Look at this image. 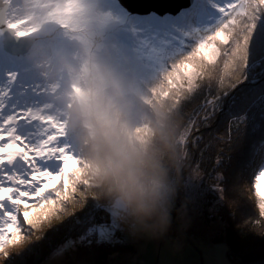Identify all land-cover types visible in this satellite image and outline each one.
Listing matches in <instances>:
<instances>
[{
    "label": "rangeland",
    "instance_id": "rangeland-1",
    "mask_svg": "<svg viewBox=\"0 0 264 264\" xmlns=\"http://www.w3.org/2000/svg\"><path fill=\"white\" fill-rule=\"evenodd\" d=\"M10 2L9 24L14 26L20 35H33L39 39L29 53L13 55L4 49L0 30V70L3 72L5 86L8 73L14 74L18 87L13 90V95L26 107L53 118L61 125L63 141L81 161L82 180L86 181L87 187L82 189L83 195L77 199L82 208H74L77 205L74 198L67 203L70 205L69 211H60L35 229L25 228L22 242L9 246L10 254L7 260L0 256V264H38L44 256L49 259L47 264H94L104 249H99L100 246L94 247L93 243L103 239L111 241L117 238L118 234L123 235L125 241L134 246L135 251L110 253L111 257L106 264H126L131 258L133 259L130 264H241L229 259L226 242H214L215 233L224 232L225 227V221L219 216L218 209L221 203L233 197L237 200L234 208L228 205L222 207L226 216L231 210L240 212L242 207L250 210L243 204L240 185L242 192L233 187L228 190L224 185L221 158L216 159L214 166L205 172L196 156L190 153L187 146L194 144L199 134L187 138V143L183 141L184 153L179 157V170L185 169V172L180 175L173 173L179 185L177 207L181 203L185 205L179 219L173 214L174 220H181L183 225L179 223L178 230L169 231L159 239H147L132 236L114 217L111 226L99 224L96 227L92 225V218H86L89 221L82 225L83 220L78 219L77 212H84L89 198L93 204L96 201L94 193L90 191L93 186L86 174V162L79 146L77 132L69 124L65 93L79 92L85 88L88 81H93L98 89H109L114 78L119 82L125 100L133 108L156 114L152 97L154 85L163 83L160 99H164V103L170 98L174 99V92L167 85L165 74L156 66L153 42L139 36L138 30L121 16L111 0ZM158 2L162 7L180 3L177 1L174 4V0ZM67 65L75 67L78 74L74 76ZM221 68L222 61L217 69ZM219 72L214 71L216 74ZM150 82L156 83L151 85ZM166 92H170L167 98ZM201 99L203 96L196 100L195 105H200ZM221 105L220 101L214 112L208 109L200 110L197 119L207 115L208 118L204 120H208L206 123L210 122L213 116L216 118L220 115L222 109L217 114L215 112ZM223 124H228L227 118ZM199 125L200 123L193 128V132L199 130ZM240 131L235 134L237 144L232 150V159L243 152L239 145L240 137L243 136ZM227 134V139H230L231 132ZM260 148L261 143L253 152L254 159L249 163V171L246 175L241 173L243 178L239 175L237 179L238 183H246L244 186L255 204L254 212L251 211L252 215L247 217L250 224H256L257 219V200L253 185L261 155ZM243 161L244 157L240 159L242 167ZM228 178L232 182L236 180ZM226 182L229 185L230 181ZM62 227H67L68 231L73 228V238L64 241L65 231ZM263 244L264 242L253 245L259 254L263 250Z\"/></svg>",
    "mask_w": 264,
    "mask_h": 264
},
{
    "label": "snow or ice",
    "instance_id": "snow-or-ice-1",
    "mask_svg": "<svg viewBox=\"0 0 264 264\" xmlns=\"http://www.w3.org/2000/svg\"><path fill=\"white\" fill-rule=\"evenodd\" d=\"M111 3L139 36L153 42L156 66L174 92L177 109L183 112L204 97L188 116L186 143L196 113L214 112L220 103V96L211 95L210 84L221 61L229 78L243 73L250 85L261 84L258 93L249 90V111L259 104L264 125V0H188L176 11H140L127 0ZM224 79L219 78L221 87ZM6 84L0 70V256L5 260L9 246L22 242L25 228H37L86 189L81 161L63 141L61 125L13 95L18 87L14 74L8 73ZM235 100L233 95V104ZM260 152L253 185L257 224L264 221V140Z\"/></svg>",
    "mask_w": 264,
    "mask_h": 264
},
{
    "label": "clouds",
    "instance_id": "clouds-1",
    "mask_svg": "<svg viewBox=\"0 0 264 264\" xmlns=\"http://www.w3.org/2000/svg\"><path fill=\"white\" fill-rule=\"evenodd\" d=\"M73 75L77 69L67 65ZM70 127L77 132L85 170L101 202L123 229L147 239L164 237L177 207L176 132L163 116L133 108L114 78L109 89L88 81L65 93Z\"/></svg>",
    "mask_w": 264,
    "mask_h": 264
},
{
    "label": "trees",
    "instance_id": "trees-1",
    "mask_svg": "<svg viewBox=\"0 0 264 264\" xmlns=\"http://www.w3.org/2000/svg\"><path fill=\"white\" fill-rule=\"evenodd\" d=\"M34 49V47H33ZM220 72L218 74L212 73L211 80V95L212 96H220L222 105L217 109L215 114L221 109V113L216 118L211 119L210 122L206 123L208 120H204L203 117H198L199 112L196 113V125L200 123L199 130L193 132L192 127L187 138H193V135L199 134L198 138H196V142L194 144H189L187 147L190 153L193 156H196V159L199 160L201 167L208 172L216 163V159L221 158V170L224 175L225 183L224 185L227 189L237 188L240 190L239 185L242 187L243 194L242 196L243 204L250 210H246L244 207L240 209V212L237 210H231L228 216L225 215L222 207L228 205L229 207L234 208L237 200L233 197H230L227 201H224L219 205L218 214L222 217V220L225 221L224 232L215 233L214 242L224 241L228 245V256L229 259L235 263L241 264H264V244L262 245L263 250L259 254L257 249L253 246L256 243L264 242V221H261L259 224H250L249 219L247 217L250 216L251 211L254 212L253 206H255L252 199L249 197V193L247 192L245 182L238 183L239 175L241 173H245L249 171V163L254 159L253 152L258 148L261 141L264 140V125H261L260 121V106L257 104L256 107L250 108V89H255L256 92H259L261 84L250 85L248 81L244 79L243 73H236L231 78H229L226 74L223 73V65L221 69H217ZM215 70V71H216ZM221 75H224V86L221 87L219 84V78ZM237 80L244 81L242 84H239L236 89H232L230 85L235 83ZM156 83V82H155ZM154 82H150L149 84L154 85ZM154 91L152 93L153 97V108L156 111L157 115L163 116L166 118L174 127L176 132V143L179 157H182L184 153V149L182 146L186 126L188 125V116L193 113L194 109L198 108L199 105L196 104V100L194 103L188 104L183 112L177 109L175 104V100L170 98L166 103H164V99H160L163 93V83L159 85H154ZM208 87L207 82L205 83V88L201 91H205ZM223 93H228L227 96H223ZM168 95L165 97L167 98ZM235 96V103H232V97ZM162 98V97H161ZM204 98V97H203ZM160 99V100H159ZM229 105H231L229 107ZM238 107V108H236ZM227 118L228 124L224 125L223 121ZM231 130H230V128ZM242 131V137H240L239 145H241L243 152L237 155L236 158H233L232 150L237 144L235 141V134L239 131ZM240 131V132H241ZM231 132V138L227 139V133ZM232 133L233 136H232ZM258 144V146H256ZM225 151V153H224ZM238 151V149H237ZM226 156V158H225ZM244 157L243 167L241 166L240 159ZM185 169L182 171L179 170L178 174H183ZM232 177L236 179L235 181H231L228 177ZM243 178V175H242ZM241 178V179H242ZM226 181L229 182V186ZM231 182L233 186L231 185ZM87 187V186H86ZM95 193L94 187L90 190ZM241 191V192H242ZM235 192H237L235 190ZM235 192L233 194H235ZM90 193V192H89ZM88 193V194H89ZM78 197L75 199L77 205L74 207L76 210L82 208L80 202H78ZM94 199L96 201L95 204L92 203V200H88L87 208L83 209L84 212H77L79 217L78 219H82V225L89 221L87 219H91L92 225L96 227L100 225H108L111 226L113 222V215L110 210L107 208L105 203H102L97 195L94 194ZM69 206L66 204L64 208V212L69 211ZM227 211V212H228ZM252 215V214H251ZM257 217V215H255ZM87 218V219H86ZM258 219V217H257ZM256 219V220H257ZM255 220V219H254ZM255 220V221H256ZM179 223L182 225L181 220H173L172 228L170 231L178 230ZM252 223V222H251ZM183 226V225H182ZM64 229V241H68L73 238V228H70L68 231L67 227H62ZM66 229V230H65ZM60 231V228H58ZM94 247L100 246L99 249H104V251L98 256L97 262L94 264H106L107 260L111 257L110 253L116 252H124L125 250L134 252L135 248L133 245L128 244L123 235H119L117 238L95 241L93 243ZM46 253L47 249L45 247ZM54 250V249H53ZM257 253V254H254ZM251 254V255H250ZM133 258H131L128 264L132 263ZM49 259L45 256L40 260L38 264H47Z\"/></svg>",
    "mask_w": 264,
    "mask_h": 264
},
{
    "label": "water",
    "instance_id": "water-1",
    "mask_svg": "<svg viewBox=\"0 0 264 264\" xmlns=\"http://www.w3.org/2000/svg\"><path fill=\"white\" fill-rule=\"evenodd\" d=\"M172 1V0H169ZM174 4L180 1L177 5L162 7L158 0H127L131 7L140 10H159V11H176L182 5H185L188 0H174ZM10 0H0V30L2 32V42L4 49L13 55H25L33 48L38 37L33 35H20L17 29L8 22V11L10 9Z\"/></svg>",
    "mask_w": 264,
    "mask_h": 264
},
{
    "label": "built area",
    "instance_id": "built-area-1",
    "mask_svg": "<svg viewBox=\"0 0 264 264\" xmlns=\"http://www.w3.org/2000/svg\"><path fill=\"white\" fill-rule=\"evenodd\" d=\"M126 264H128V263H126Z\"/></svg>",
    "mask_w": 264,
    "mask_h": 264
}]
</instances>
